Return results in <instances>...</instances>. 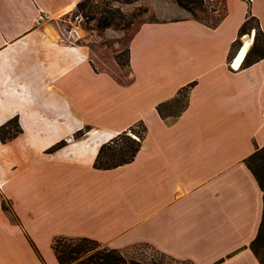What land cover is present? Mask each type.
Segmentation results:
<instances>
[{"label":"crops","instance_id":"0c3cea01","mask_svg":"<svg viewBox=\"0 0 264 264\" xmlns=\"http://www.w3.org/2000/svg\"><path fill=\"white\" fill-rule=\"evenodd\" d=\"M83 1L0 0V127L19 129L0 138V264H58L57 237L260 264L249 245L263 193L244 160L264 146V58L234 62L248 14L264 34V0H216L213 24L174 0L136 1L156 20L128 40L119 79L68 27ZM189 84L186 108L161 118L156 106ZM138 122L134 160L94 168L99 146Z\"/></svg>","mask_w":264,"mask_h":264},{"label":"trees","instance_id":"16d2710c","mask_svg":"<svg viewBox=\"0 0 264 264\" xmlns=\"http://www.w3.org/2000/svg\"><path fill=\"white\" fill-rule=\"evenodd\" d=\"M174 1L180 6V8L184 9L193 18L197 19L194 8L191 6V3L196 2V0ZM198 1L201 5L202 0ZM79 5L80 3L76 6L77 11ZM142 11L146 13L145 8H143ZM249 22H253L254 24L249 26ZM109 26L110 22L106 20H103L100 25L101 28ZM252 30L254 31V39L252 43L250 39L251 46L249 45L248 48L241 51L238 63L234 62L235 66H238L241 61L242 66H249L259 59L264 58V34L260 31L257 20L248 14L246 20L241 24L238 30V37H241L248 31ZM237 44L238 42L234 43L233 50L237 47ZM126 53L128 55L127 48ZM244 55L245 57L243 58ZM190 86L191 84L182 88L176 92V95L172 99L159 103L156 106L155 110L161 118L178 116L182 110L186 108V92ZM180 97H182L183 100L179 105ZM175 103L178 104V108L174 111L164 113V110L170 108ZM15 122H13V125L12 122H8L6 125L0 127V138L2 141L5 139L4 136L6 134L9 133L13 136L19 131ZM142 125V122H138L129 127L126 131L123 130L119 132L108 142L106 141L102 143L98 148L93 167L96 169L110 170L120 165L128 164L134 160L141 147V143H143L146 131ZM137 127H139L140 131L133 130V128ZM11 129H13V133H11ZM244 165L255 177V181L263 193L262 215H260L257 233L250 242L249 247L251 253L257 258L259 263L264 264V146L255 149V151L244 160ZM51 249L58 264H139L137 261L125 259L118 250L105 247L103 244L87 239L86 237H57L54 239Z\"/></svg>","mask_w":264,"mask_h":264},{"label":"rangeland","instance_id":"374dc122","mask_svg":"<svg viewBox=\"0 0 264 264\" xmlns=\"http://www.w3.org/2000/svg\"><path fill=\"white\" fill-rule=\"evenodd\" d=\"M136 1L84 0L80 2L78 11L76 7L73 14L68 17L70 30L74 28L72 22L74 17L78 15L82 17L76 26L78 28L77 34L82 37L76 41V44L86 47L88 51L89 49L92 50L91 57L97 69L107 70L118 79L127 72L126 45L128 40L142 22L156 20L153 15L147 13L145 6L136 5ZM216 3V0H202L200 5L199 1L196 0V2L191 3V6L194 8L197 19L213 24L223 14L221 5L217 6L218 15L211 13ZM143 8H145L146 13L142 11ZM103 20L109 21L110 26L101 28L100 25ZM253 24V22H249L248 25L252 26ZM111 34L113 36L117 34L119 37L113 38ZM182 100L180 97L179 105ZM176 108H178L177 103L164 110V113L174 111ZM133 130L140 131L139 127L133 128ZM119 252L125 259L137 261L139 264H190L160 255L149 246L137 245L122 251L119 250Z\"/></svg>","mask_w":264,"mask_h":264},{"label":"bare ground","instance_id":"6f19581e","mask_svg":"<svg viewBox=\"0 0 264 264\" xmlns=\"http://www.w3.org/2000/svg\"><path fill=\"white\" fill-rule=\"evenodd\" d=\"M72 30H73V33H74V35H75L76 38H80V37H82V36H79V35L77 34V30H78V28H74V29H72ZM245 39L247 40V37H246ZM245 39H243V40H244V44H246V45L244 46L243 50H241V51H244L246 48L249 47V44L246 42ZM241 51H240V53H241ZM239 56H240V54H239ZM239 56H238V58L236 59L235 62H238V60H239Z\"/></svg>","mask_w":264,"mask_h":264},{"label":"built area","instance_id":"2783aa9c","mask_svg":"<svg viewBox=\"0 0 264 264\" xmlns=\"http://www.w3.org/2000/svg\"><path fill=\"white\" fill-rule=\"evenodd\" d=\"M82 19V17L81 16H76V17H74V19H73V25H74V28H76V26L79 24V22H80V20ZM73 28V29H74ZM71 31L73 32V30L71 29ZM246 35V34H245ZM244 35V36H245ZM75 37V36H74ZM242 37V36H241ZM80 38H76L75 37V41H77V40H79ZM241 40V43L243 44V40H242V38L240 39Z\"/></svg>","mask_w":264,"mask_h":264},{"label":"water","instance_id":"95a60500","mask_svg":"<svg viewBox=\"0 0 264 264\" xmlns=\"http://www.w3.org/2000/svg\"><path fill=\"white\" fill-rule=\"evenodd\" d=\"M248 35H245L242 39H245Z\"/></svg>","mask_w":264,"mask_h":264}]
</instances>
